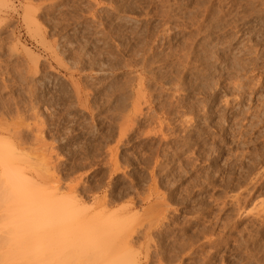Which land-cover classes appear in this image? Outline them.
<instances>
[{"label":"rangeland","instance_id":"374dc122","mask_svg":"<svg viewBox=\"0 0 264 264\" xmlns=\"http://www.w3.org/2000/svg\"><path fill=\"white\" fill-rule=\"evenodd\" d=\"M163 4L0 0V139L119 264H264V0ZM3 198L0 264H48Z\"/></svg>","mask_w":264,"mask_h":264},{"label":"bare ground","instance_id":"6f19581e","mask_svg":"<svg viewBox=\"0 0 264 264\" xmlns=\"http://www.w3.org/2000/svg\"><path fill=\"white\" fill-rule=\"evenodd\" d=\"M165 1L162 0V3L165 4ZM197 1V0H196ZM204 1V0H203ZM209 1V0H208ZM211 1V0H210ZM5 3V1H3ZM207 2V1H205ZM218 2V1H217ZM161 3V2H159ZM203 3V2H202ZM163 4V5H164ZM167 4V3H166ZM204 4V3H203ZM260 4V3H259ZM224 5V4H223ZM1 6V5H0ZM155 6V5H154ZM202 6V5H201ZM204 6V5H203ZM246 6V5H245ZM259 6V5H258ZM164 7V6H163ZM171 7V6H170ZM159 8V7H158ZM201 8V7H200ZM172 9V8H171ZM191 9V8H190ZM204 9V8H203ZM218 9V8H217ZM198 10V9H197ZM219 10V9H218ZM230 10V9H228ZM173 11V10H172ZM180 12V11H179ZM224 12V11H223ZM160 13V12H159ZM259 13V12H258ZM173 14V13H172ZM195 14V13H194ZM212 14V13H211ZM261 14V13H260ZM231 15V14H230ZM198 17V16H197ZM208 17V16H207ZM172 18V17H171ZM218 18V17H217ZM216 18V19H217ZM238 18V17H237ZM200 19V18H199ZM219 19V18H218ZM233 19V18H232ZM32 20V19H31ZM163 20V19H162ZM166 20V19H165ZM212 20V19H211ZM179 21V20H178ZM32 22H34L32 20ZM181 22V21H180ZM35 25V24H34ZM37 26V25H36ZM223 29V28H222ZM228 29V28H227ZM229 30V29H228ZM155 31V30H154ZM168 32V31H167ZM249 34V33H248ZM260 34V33H259ZM141 35V34H140ZM149 37V36H148ZM193 37V36H192ZM197 37V36H196ZM243 38V37H242ZM144 40V39H143ZM146 41V40H145ZM151 41V40H150ZM157 41V40H156ZM189 41V40H188ZM183 42V41H182ZM186 42V41H185ZM217 42V41H216ZM193 43V42H192ZM250 43V42H249ZM254 43V42H253ZM191 44V43H190ZM200 44V43H199ZM133 45V44H132ZM145 46V45H144ZM256 46V45H255ZM147 47V46H146ZM188 48V47H187ZM191 48V47H190ZM201 48V47H200ZM186 50V48H185ZM253 51V50H252ZM232 53V52H231ZM132 54V53H131ZM181 54V53H180ZM196 55V54H195ZM199 56V55H198ZM202 56V55H201ZM214 56V55H213ZM234 56V55H233ZM236 56V55H235ZM260 56V55H259ZM262 56V55H261ZM136 57V56H135ZM253 57V56H252ZM255 57V56H254ZM132 58V57H131ZM235 58V57H234ZM260 58V57H259ZM152 59V58H151ZM192 59V58H191ZM210 59V57H209ZM135 60V59H134ZM151 61V60H150ZM135 62V61H134ZM133 62V63H134ZM223 62V61H222ZM236 63V62H235ZM193 64V63H192ZM226 64V63H225ZM238 64V63H237ZM184 65V64H183ZM169 66V65H168ZM187 66V65H186ZM214 66V65H213ZM212 66V67H213ZM255 66V65H254ZM139 67V66H138ZM247 67V66H246ZM227 68V67H226ZM239 68V67H238ZM204 69V68H202ZM232 69V68H231ZM207 70V69H206ZM229 70V69H228ZM192 72V71H191ZM200 72V71H199ZM233 72V71H232ZM237 72V71H236ZM198 73V72H197ZM243 75V74H242ZM173 76V75H172ZM176 76V75H175ZM178 77V76H177ZM175 78V77H174ZM217 78V77H216ZM233 78V77H232ZM238 78V77H237ZM240 78V77H239ZM258 79V78H257ZM176 80V79H175ZM193 80V79H192ZM230 80V79H229ZM197 81V80H196ZM209 81V80H208ZM237 81V80H236ZM172 82V81H170ZM175 82V81H174ZM239 82V81H238ZM243 82V81H242ZM246 82V81H245ZM168 83V82H167ZM207 83V82H206ZM229 83V81H228ZM240 83V82H239ZM249 83V82H248ZM231 84V83H230ZM238 84V83H236ZM175 85V84H174ZM255 85V84H254ZM208 86V85H207ZM234 86V85H233ZM210 87V86H209ZM215 87V86H214ZM203 88V86H202ZM211 88V87H210ZM209 88V90H210ZM205 89V88H204ZM251 89V88H250ZM138 92V90H137ZM139 94V93H138ZM230 95V94H229ZM245 100V99H244ZM208 106V105H207ZM256 110V109H255ZM165 111V110H164ZM248 111V110H247ZM257 113V112H256ZM248 114V113H247ZM204 117V116H203ZM261 117V116H260ZM207 119V118H206ZM161 125V124H160ZM232 127V126H231ZM5 128V127H4ZM3 129V128H2ZM5 130V129H4ZM203 130V129H202ZM241 133V132H240ZM241 135V134H240ZM3 137V136H2ZM2 139V138H1ZM0 139V187L2 191V196L4 197L3 200L8 202L7 208L3 213L6 214V218L8 219V226L7 228L15 226L13 228V232L15 231L17 234L16 229H20V231L24 234H36V232L45 233V235L39 238V243H42L48 247V264H67L71 263L76 260L77 264H114L122 258L125 259L123 256L126 252H130V248L127 250L126 245L129 243L125 238L117 239V236L120 238V233L116 234L118 229L115 228V224L109 223L104 219L107 223H92V222H85V223H77L73 219H76V214L73 209L67 205L66 203H58L56 204L54 201L48 200L47 195L39 194V188L37 192H34L28 184L29 182H25L23 175L21 174V169L18 168L19 166H14V161L17 160L18 156L15 152V148H11L12 144L10 145L7 140L2 141ZM192 143V142H191ZM9 144V145H8ZM183 147V146H182ZM182 151V150H181ZM19 153V151H18ZM16 154V156H15ZM21 154V153H20ZM192 154V153H191ZM197 154V153H196ZM190 155V154H189ZM16 157V158H15ZM24 157V156H22ZM14 158L16 160H14ZM20 158V156H19ZM159 159V158H158ZM157 159V160H158ZM163 159V158H162ZM188 159V158H187ZM28 160V159H27ZM18 161V160H17ZM16 161V162H17ZM189 161V160H188ZM19 162V161H18ZM17 162V163H18ZM184 162V161H183ZM24 163V162H21ZM30 163V162H29ZM166 163V162H165ZM26 164V163H25ZM181 164V163H180ZM187 165V164H186ZM154 166V165H153ZM163 167V166H162ZM188 167V166H187ZM22 168V167H21ZM166 168V167H165ZM181 168V167H180ZM113 169V168H112ZM157 169V168H156ZM167 169V168H166ZM29 170V169H28ZM177 170V169H176ZM187 170V169H186ZM171 171V170H170ZM217 171V170H216ZM251 171V170H250ZM230 172V171H229ZM214 175V174H213ZM248 177V176H246ZM41 178V177H40ZM154 178V177H153ZM243 178V177H242ZM211 180V179H210ZM244 180V179H243ZM28 181V180H27ZM230 181V180H229ZM251 182V181H250ZM34 183V182H33ZM165 183V182H164ZM38 184V183H37ZM214 184V183H213ZM225 184V183H224ZM246 184V183H245ZM36 185V183H35ZM29 188H28V187ZM33 185L31 184V187ZM39 186V185H38ZM246 186V185H245ZM27 187V191L25 190ZM34 188V186H33ZM30 189V191H28ZM35 189V191H36ZM41 190H43L41 188ZM45 190V189H44ZM43 190V191H44ZM41 192V191H40ZM43 193V192H42ZM247 193V192H246ZM252 193V192H251ZM46 194V193H45ZM49 194V193H47ZM46 196V197H45ZM2 198V197H1ZM55 199V198H53ZM3 201V202H4ZM2 202V200H1ZM5 202V203H6ZM163 203V202H162ZM4 204V203H3ZM256 205V204H255ZM73 206V205H72ZM234 206V205H233ZM74 207V206H73ZM166 207V206H165ZM79 208V207H78ZM242 208V207H241ZM75 209V208H74ZM77 209V208H76ZM259 209V208H257ZM166 211V209H164ZM261 210V209H260ZM241 212V211H240ZM247 212V211H246ZM3 214V215H4ZM163 214V213H162ZM160 214V215H162ZM260 214V213H259ZM261 214H264L261 212ZM173 215V214H172ZM124 217V216H123ZM20 218V220L18 219ZM22 218V219H21ZM86 218V217H85ZM104 218H107L104 216ZM111 218V217H108ZM250 218V217H249ZM6 219V221H7ZM97 219V218H96ZM128 219V218H127ZM253 219V218H252ZM103 220V219H102ZM110 220V219H109ZM112 221V220H111ZM129 221V220H128ZM155 221V220H154ZM152 221V222H154ZM20 222V223H18ZM34 222V223H33ZM118 222V221H117ZM2 223V222H1ZM18 223V224H17ZM33 223V224H32ZM69 223V224H68ZM92 223V224H90ZM87 224V225H86ZM3 225V224H2ZM36 225L38 228L42 229L40 231H36ZM7 226V225H6ZM5 226V228H6ZM168 226V225H167ZM3 227V226H1ZM0 227V229H1ZM132 227V226H131ZM4 228V229H5ZM133 228V227H132ZM131 228V229H132ZM253 228V227H252ZM251 228V229H252ZM3 229V228H2ZM24 229V230H23ZM34 229V231H33ZM37 229V228H36ZM124 229V228H123ZM162 229V228H161ZM126 230V229H125ZM7 231V230H6ZM5 231V232H6ZM36 231V232H35ZM44 231V232H43ZM158 231V230H157ZM8 232V231H7ZM13 232L11 236L13 235ZM33 232V233H32ZM135 232V231H134ZM149 232V231H148ZM2 233V230H1ZM14 233V235L16 234ZM31 233V234H30ZM41 233V234H42ZM254 233V232H253ZM5 234V233H4ZM3 234V235H4ZM57 236H56V235ZM146 234V233H145ZM43 235V234H42ZM55 235V236H54ZM116 235V238H115ZM126 235V234H125ZM7 236V235H6ZM34 240L37 238V234L35 235ZM50 236V237H49ZM54 236V237H53ZM71 236V237H70ZM114 236V237H113ZM24 237V236H23ZM39 237V236H38ZM52 237V238H51ZM57 237V238H56ZM113 237V240L110 238ZM124 237V236H123ZM1 238V237H0ZM3 238V236H2ZM33 238V237H32ZM44 240H42V239ZM253 238V237H252ZM13 239V238H11ZM15 239V238H14ZM29 239V238H28ZM31 239V238H30ZM129 239V238H128ZM210 239V238H209ZM16 240V239H15ZM14 240V241H15ZM42 240V241H41ZM118 240V241H117ZM9 242H13L10 241ZM19 242V241H17ZM32 242V241H31ZM34 242V241H33ZM32 242V244H34ZM44 242V243H43ZM116 243V244H115ZM196 243V242H195ZM18 245V243H16ZM15 244V245H16ZM25 244V243H24ZM130 244V243H129ZM260 244V243H259ZM14 244H12L13 246ZM26 245V244H25ZM31 245V243L27 244ZM117 245L121 248H117ZM203 245V244H202ZM10 246V245H9ZM45 246V247H46ZM122 246V247H121ZM261 246V245H260ZM19 247V246H18ZM130 247V245H129ZM11 248V247H10ZM42 248V247H41ZM117 248V251H113V249ZM249 249V248H248ZM11 250V249H10ZM21 250V249H20ZM111 250V251H110ZM127 250V251H126ZM194 250V249H193ZM36 251V250H35ZM12 253V251H10ZM9 252V253H10ZM16 254L19 256V252L22 251H15ZM188 252V251H187ZM6 253V252H5ZM147 253V252H146ZM145 253V254H146ZM249 253V252H248ZM14 254V253H12ZM43 254V253H42ZM137 254V253H136ZM192 254V253H191ZM11 255V254H10ZM22 255V254H21ZM20 255V256H21ZM28 255V254H27ZM47 255V254H46ZM211 255V254H210ZM39 256V254H38ZM105 256V257H104ZM129 256V255H128ZM133 256V254H132ZM249 256V255H247ZM12 257V256H11ZM10 257V258H11ZM15 257V256H13ZM12 257V258H13ZM27 257V256H26ZM29 257V256H28ZM37 257V256H36ZM31 258V257H30ZM42 258V257H40ZM104 258V259H103ZM106 258V259H105ZM127 258V257H126ZM32 259V258H31ZM35 259V258H34ZM129 259V258H128ZM164 259V258H163ZM19 260V257H18ZM22 260V258H21ZM40 260V261H38ZM38 263L41 262V259L38 258ZM57 260V261H56ZM73 260V261H72ZM264 260V259H260ZM36 261V260H35ZM36 261V262H37ZM14 262V261H13ZM129 262V261H128ZM134 262V261H132ZM137 262V261H136ZM44 263V262H42ZM40 263V264H42ZM75 263V261H74ZM72 263V264H74ZM135 263V262H134ZM133 263V264H134ZM30 264V263H29ZM137 264V263H135Z\"/></svg>","mask_w":264,"mask_h":264}]
</instances>
